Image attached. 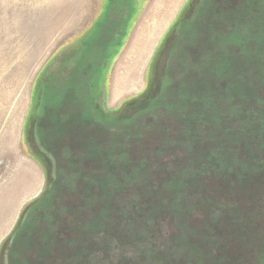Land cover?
<instances>
[{"label": "rangeland", "instance_id": "374dc122", "mask_svg": "<svg viewBox=\"0 0 264 264\" xmlns=\"http://www.w3.org/2000/svg\"><path fill=\"white\" fill-rule=\"evenodd\" d=\"M262 234L264 0H0V264H264Z\"/></svg>", "mask_w": 264, "mask_h": 264}, {"label": "trees", "instance_id": "16d2710c", "mask_svg": "<svg viewBox=\"0 0 264 264\" xmlns=\"http://www.w3.org/2000/svg\"><path fill=\"white\" fill-rule=\"evenodd\" d=\"M168 127H170L169 126V124H168ZM172 125H171V129H172ZM156 141V140H155ZM154 141V142H155ZM110 154V153H109ZM111 156V155H110ZM244 169H246V167H244V166H242V170H244ZM126 177V176H125ZM137 178L138 177H135V179H134V181L133 182H137ZM128 179V178H127ZM70 202H72V201H70ZM69 207V206H68ZM71 208V207H70ZM65 209H66V213H69L70 214V212L67 210V208L65 207ZM57 214H60V216H62L63 214L62 213H60V212H57ZM255 214V213H254ZM227 216V215H226ZM230 218V217H229ZM225 219V216H224V214L222 215V222L220 223H217V228H218V231H219V233H221V234H224L226 231H227V229H228V227H229V225H230V222H231V218L230 219ZM236 220V219H235ZM66 225H67V223H66ZM60 232H62V231H57L54 235L52 234V236H51V238H56V237H59V235H60ZM208 233H205V232H203V234H202V236H199L198 237V235H195V237H197L198 239L199 238H201V237H203V241H205L206 239H210L209 237H208ZM78 237V236H77ZM208 237V238H207ZM193 238H194V234H193ZM197 238H195V239H193V240H196ZM197 239V240H198ZM258 239H259V237H258ZM67 240H68V238H67ZM226 239H224V241H225ZM58 241H59V238H58ZM61 242H64L63 241V239L62 240H60ZM59 241V242H60ZM259 241V240H258ZM68 242V241H67ZM71 242L72 243H74V246H76L75 248L74 247H71V249L73 250V251H71L70 250V252H66L65 251V254H67L66 256H64V253H63V251L61 252L62 253V255L60 254V253H57V257L58 256H61L59 259H60V262L63 260V262H64V259L66 260V261H68V264L70 263V264H74L75 262H78L77 261V258H78V260L79 259H81V260H88L87 262H89V264H94L91 260L93 259V256H94V254H95V252L97 251V249H95L94 247H90V249H92V250H90L87 246H84V243H83V241L82 240H80V241H78L77 239H71ZM69 243H70V241H69ZM125 244V243H124ZM261 244H262V246L259 248V253H258V262H263L264 261V252L262 253V247H264V241L263 242H261ZM119 245V244H118ZM70 246H71V244H70ZM70 246H68V247H70ZM65 247V249H66V245L64 246ZM28 250H29V248L27 249L26 248V246H24V248H22L21 249V254H25V253H28ZM47 250H48V252H47ZM46 251H43V252H41V254L40 255H38V258H40L41 259V261H43V260H45L46 259V255L49 253V249H47ZM107 253V255L109 256L110 255V252H106ZM105 253V254H106ZM194 253V252H193ZM260 254H262V256L260 255ZM146 256V252H145V254H142L140 257H139V259H141L142 257H145ZM222 255H220V253L219 254H217V256H215V259H213V263L214 264H219L220 263V261L222 262V263H224V260H223V258H220ZM240 256V255H239ZM260 256H261V260H260ZM121 258H125V256L123 255V253L121 254ZM40 259H38V263L37 264H46V263H44V262H40ZM145 259L147 260V257H145ZM256 259V258H255ZM57 260V259H56ZM83 260V261H84ZM120 261H122L121 259H120ZM140 262L141 260H135L134 261V263H131V261H130V264H137V262ZM29 262H31V263H36L37 261H36V258H34V259H32V260H30ZM122 263H123V261H122ZM151 263V262H150ZM149 263V264H150ZM23 264H27V262L25 261V263H23Z\"/></svg>", "mask_w": 264, "mask_h": 264}, {"label": "flooded vegetation", "instance_id": "af4514ba", "mask_svg": "<svg viewBox=\"0 0 264 264\" xmlns=\"http://www.w3.org/2000/svg\"><path fill=\"white\" fill-rule=\"evenodd\" d=\"M262 235H263V234H262ZM260 236H261V235H260ZM256 237H257V236H256ZM256 237H255V240H254V238H253V236H252V238H253L252 240H253L254 242H255L256 239H257ZM262 240H264V235L262 236ZM255 244H256V243H254V245H255ZM253 247H255V246H253ZM258 248H259V247H258ZM252 251H254L253 248H252ZM257 252H258V251H257ZM225 258H226V257H224V260H225ZM225 261H227V260H225Z\"/></svg>", "mask_w": 264, "mask_h": 264}]
</instances>
